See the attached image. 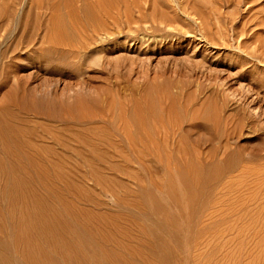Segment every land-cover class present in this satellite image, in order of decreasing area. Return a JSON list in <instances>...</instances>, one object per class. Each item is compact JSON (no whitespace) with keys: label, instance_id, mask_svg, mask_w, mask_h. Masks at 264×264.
I'll use <instances>...</instances> for the list:
<instances>
[{"label":"rangeland","instance_id":"1","mask_svg":"<svg viewBox=\"0 0 264 264\" xmlns=\"http://www.w3.org/2000/svg\"><path fill=\"white\" fill-rule=\"evenodd\" d=\"M4 107L118 258L264 264V0H0Z\"/></svg>","mask_w":264,"mask_h":264},{"label":"bare ground","instance_id":"2","mask_svg":"<svg viewBox=\"0 0 264 264\" xmlns=\"http://www.w3.org/2000/svg\"><path fill=\"white\" fill-rule=\"evenodd\" d=\"M0 113V197L5 202V209L0 204V264H57L54 248L60 249L66 264H130L85 237L77 230L79 222L54 213V199H42L38 195L34 186L44 180L46 171L41 168L39 157L29 153L33 148L29 140H22L19 130L9 122L7 108H2ZM203 176L204 173L196 172L186 179L191 195L195 194L191 183L202 180ZM67 231L71 238H62ZM104 235L101 241L103 237L109 238Z\"/></svg>","mask_w":264,"mask_h":264}]
</instances>
